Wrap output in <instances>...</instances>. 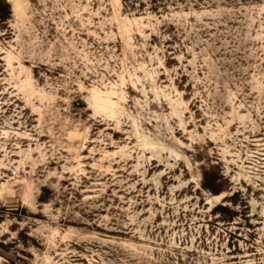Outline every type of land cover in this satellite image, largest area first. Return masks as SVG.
I'll return each instance as SVG.
<instances>
[{
    "label": "rangeland",
    "instance_id": "obj_1",
    "mask_svg": "<svg viewBox=\"0 0 264 264\" xmlns=\"http://www.w3.org/2000/svg\"><path fill=\"white\" fill-rule=\"evenodd\" d=\"M0 264H264V0H0Z\"/></svg>",
    "mask_w": 264,
    "mask_h": 264
},
{
    "label": "clouds",
    "instance_id": "obj_2",
    "mask_svg": "<svg viewBox=\"0 0 264 264\" xmlns=\"http://www.w3.org/2000/svg\"><path fill=\"white\" fill-rule=\"evenodd\" d=\"M10 2L13 3V5L15 4V0H10ZM85 103L88 104L89 101H88V100H85ZM100 117H101V118H104V114L101 113V114H100Z\"/></svg>",
    "mask_w": 264,
    "mask_h": 264
}]
</instances>
